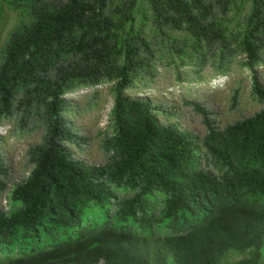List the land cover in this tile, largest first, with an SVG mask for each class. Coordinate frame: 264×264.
Returning <instances> with one entry per match:
<instances>
[{
  "label": "trees",
  "instance_id": "16d2710c",
  "mask_svg": "<svg viewBox=\"0 0 264 264\" xmlns=\"http://www.w3.org/2000/svg\"><path fill=\"white\" fill-rule=\"evenodd\" d=\"M5 3L20 19L0 46V122L19 111L43 136L0 206V264H262L264 0H0V21ZM159 59L178 80L247 70L261 108L220 127L193 102L202 135L163 123L129 93ZM102 83L106 160L88 163L64 95ZM6 172L0 156V197Z\"/></svg>",
  "mask_w": 264,
  "mask_h": 264
},
{
  "label": "rangeland",
  "instance_id": "374dc122",
  "mask_svg": "<svg viewBox=\"0 0 264 264\" xmlns=\"http://www.w3.org/2000/svg\"><path fill=\"white\" fill-rule=\"evenodd\" d=\"M3 5L0 46L20 19L19 10H11L8 3ZM165 62V59L157 60L146 78L139 81L136 88L129 90L133 96L151 97L155 102L162 103L165 112H159L158 119L163 123L174 122L181 128L191 129L202 135L206 131V125L193 102L201 103L210 112L209 118L220 127L249 116L261 108L249 95L250 78L247 70L240 72L239 77L232 82L225 76L214 74L211 64H205L198 75L192 72V66H187L181 69V79L178 80L175 79L172 67ZM187 70L190 71L189 74L185 73ZM256 74L264 85V62L257 67ZM208 75H212L209 80L205 79ZM109 85L102 83L98 86L81 87L64 95L69 101L70 109L66 112V118L76 134L83 138L82 141L69 145L74 157L88 163H103L106 160L101 139L113 104ZM97 91L98 95L94 96ZM20 119L21 113L15 111L0 122V156L7 169V186L0 197L3 209L8 206L6 194L11 186L28 172L25 156L27 149L43 136V129L32 127L33 122L29 118L24 121ZM238 257L231 254L230 259Z\"/></svg>",
  "mask_w": 264,
  "mask_h": 264
}]
</instances>
